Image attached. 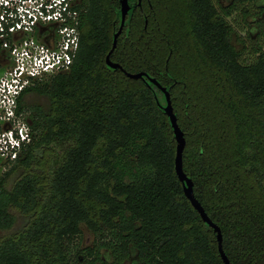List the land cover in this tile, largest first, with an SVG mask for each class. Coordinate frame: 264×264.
I'll return each mask as SVG.
<instances>
[{"label":"trees","instance_id":"obj_1","mask_svg":"<svg viewBox=\"0 0 264 264\" xmlns=\"http://www.w3.org/2000/svg\"><path fill=\"white\" fill-rule=\"evenodd\" d=\"M140 1L129 0L136 7L111 55L123 71L106 65L121 1L82 0L70 72L21 100L34 142L13 165L26 169L14 186L0 181V232L14 228L13 210L30 221L0 242V264H125L133 252L138 264H224L176 175L165 95L124 72L146 73L170 94L184 172L230 263L264 264V47L249 51L247 33L233 43L251 14L244 0Z\"/></svg>","mask_w":264,"mask_h":264},{"label":"built area","instance_id":"obj_2","mask_svg":"<svg viewBox=\"0 0 264 264\" xmlns=\"http://www.w3.org/2000/svg\"><path fill=\"white\" fill-rule=\"evenodd\" d=\"M82 0H0V160L14 165L34 142L25 94L70 72L81 48Z\"/></svg>","mask_w":264,"mask_h":264},{"label":"water","instance_id":"obj_3","mask_svg":"<svg viewBox=\"0 0 264 264\" xmlns=\"http://www.w3.org/2000/svg\"><path fill=\"white\" fill-rule=\"evenodd\" d=\"M120 1H121V24H120V28H119L118 32L114 36L113 48L106 58L107 67L111 70H114V71H117V70L123 71V68L121 67V65L111 61V55L115 51V49L117 48L118 39L121 37V35L123 33L128 14L131 10L130 5H129V0H120ZM124 74L127 76V78H129L131 80H135V81H138L141 79H147L149 83L160 88V90H162V93L165 95L166 101H167V107L165 108V112L168 115V118L170 120V124H171L172 130H173V133H174V138H175V141L177 144L176 159H175L176 175H177L179 181L183 185L184 194H185L186 199L190 202V204L194 208V210L199 214V216L201 217L204 224L208 225L217 234L218 250H219V254L221 256L222 262L224 264H231L228 257L226 256L224 250H223L222 234H221L220 228L210 220V218L206 214L204 208L202 207L200 202L196 199L195 193H194V184H193L192 180H190L184 172L183 154H184V151L186 148V139H185L184 133L182 132L181 128L178 125V121H177V118L175 116L174 109L172 106L170 94L167 92L166 89H163L159 85L158 82H156L154 79L150 78L149 75L146 73L131 74L128 72H124Z\"/></svg>","mask_w":264,"mask_h":264},{"label":"rangeland","instance_id":"obj_4","mask_svg":"<svg viewBox=\"0 0 264 264\" xmlns=\"http://www.w3.org/2000/svg\"><path fill=\"white\" fill-rule=\"evenodd\" d=\"M232 0H221L222 5L223 6H227L230 4ZM248 0H244V9H248L249 13L251 14V16L248 18V26L246 27V29L242 32H238L237 35L234 38L233 43L235 45H237V38L238 36L244 38L246 36V33L249 32L251 33V35L254 37L253 39H245V47L250 51L253 48H260V47H264V39L261 40H254L257 38L258 32H259V28L257 26V24L260 22L262 23V27L264 29V16H262L261 20H258V18H256L257 16V10L254 8V3L253 2H246ZM258 3L260 5L264 6V0H260L258 1ZM237 22H240V18L237 20ZM239 50H244V48H242L241 46L238 47ZM248 53V52H246ZM247 59L250 61L252 58V55L249 56V54H246ZM30 102L35 103V104H43V105H47L48 103L41 98L38 97H32L30 99ZM28 114V113H27ZM55 153L52 152L50 155H47L44 159H42V164H46L48 161H51V159L54 158ZM13 168V165H7L4 164L1 160H0V181L4 178H6V186L7 188L11 189L14 184L15 181L18 180V177L24 172H26V169L24 168H18L15 169L14 171H11ZM9 174V175H8ZM8 175V176H7ZM13 214L16 217V224L14 226V228L11 231H3L0 232V242L7 238V237H12L15 234L19 233L20 231H22L26 225H28V222L30 221L29 219L27 220V218L20 214L17 210H13ZM82 243L84 247H89L92 246L95 238L92 235V233L88 230V228L85 225H82ZM125 264H138V260H137V256L135 254V252L132 253L129 261H127Z\"/></svg>","mask_w":264,"mask_h":264},{"label":"flooded vegetation","instance_id":"obj_5","mask_svg":"<svg viewBox=\"0 0 264 264\" xmlns=\"http://www.w3.org/2000/svg\"><path fill=\"white\" fill-rule=\"evenodd\" d=\"M235 2H236V0H232L231 2H230V4L229 5H227V6H223L222 5V2H221V0H220V4L223 6V7H225V8H230V7H232L234 4H235ZM256 5H259V3L258 2H256ZM137 6H141V1L139 0V3H138V5ZM261 6H263V5H261ZM136 6L135 5H133L132 7H130V8H135ZM264 8V7H263ZM141 9V8H140ZM130 12H131V10H130ZM262 16H264V12H260V11H257V16H256V18H258V20H261V18H262ZM247 26H248V24H247ZM257 26H258V28H259V32H258V35H257V38L256 39H254V40H261V39H264V29H263V25H262V23H258L257 24ZM247 34L248 35H250L252 38H254L252 35H251V33L249 32V30H248V32H247ZM247 34H246V36H247Z\"/></svg>","mask_w":264,"mask_h":264}]
</instances>
